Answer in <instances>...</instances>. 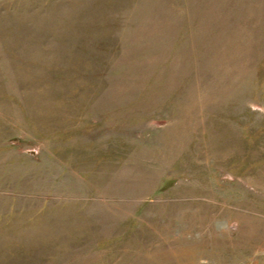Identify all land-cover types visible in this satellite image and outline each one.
Masks as SVG:
<instances>
[{"label": "rangeland", "instance_id": "374dc122", "mask_svg": "<svg viewBox=\"0 0 264 264\" xmlns=\"http://www.w3.org/2000/svg\"><path fill=\"white\" fill-rule=\"evenodd\" d=\"M0 264H264V0H0Z\"/></svg>", "mask_w": 264, "mask_h": 264}]
</instances>
